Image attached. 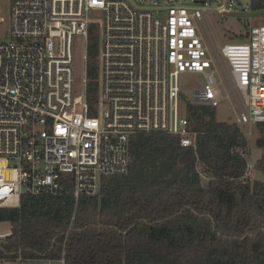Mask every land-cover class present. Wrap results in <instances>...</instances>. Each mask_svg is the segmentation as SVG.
Wrapping results in <instances>:
<instances>
[{
  "label": "built area",
  "instance_id": "2783aa9c",
  "mask_svg": "<svg viewBox=\"0 0 264 264\" xmlns=\"http://www.w3.org/2000/svg\"><path fill=\"white\" fill-rule=\"evenodd\" d=\"M204 10L173 0H8L7 38L0 41V206L66 190L75 200L97 195L103 178L128 172L135 133L164 131L196 150L198 132L179 114L181 72L202 73L193 102L216 106L224 98L214 77L219 64L235 123H264V22L217 51L196 21L206 32ZM91 23L98 24L100 47L95 115L84 91L77 93L74 71L75 37L85 47ZM231 152L245 162L239 179L252 180L247 146ZM195 170L211 178L197 155Z\"/></svg>",
  "mask_w": 264,
  "mask_h": 264
},
{
  "label": "trees",
  "instance_id": "16d2710c",
  "mask_svg": "<svg viewBox=\"0 0 264 264\" xmlns=\"http://www.w3.org/2000/svg\"><path fill=\"white\" fill-rule=\"evenodd\" d=\"M253 10L264 0H249ZM84 91L89 115L99 104V31L89 24ZM77 82V81H76ZM198 132L193 150L164 131L130 138L126 174L101 180L97 195H22L18 207L0 206L11 233L0 237V260H63V264H264V150L261 177L239 178L247 146L235 122L218 121L206 104L186 102ZM264 144V123H258ZM196 155L211 175L202 180Z\"/></svg>",
  "mask_w": 264,
  "mask_h": 264
},
{
  "label": "rangeland",
  "instance_id": "374dc122",
  "mask_svg": "<svg viewBox=\"0 0 264 264\" xmlns=\"http://www.w3.org/2000/svg\"><path fill=\"white\" fill-rule=\"evenodd\" d=\"M145 6L149 5H163L167 0H135ZM174 3L192 7H204V13L202 15V20L206 28V32L202 28L199 20H196L199 24L200 33L203 36L206 43L209 45L210 37L213 42V47L215 50L226 44V43H236L241 42L245 39L247 35V30L250 25L256 23L264 22V9L253 10L249 6V0H173ZM223 6L224 9L217 11L216 8ZM8 10V0H0V15L3 17V22L0 21V41L7 38L5 34V29L7 22L5 16ZM208 35V36H207ZM100 49V47H99ZM84 42L81 36L75 37L74 44V71L76 79V89L79 93L80 79L84 75L83 66V54H84ZM224 62V61H222ZM225 69L228 67L223 63ZM218 73L214 75L216 81H221L220 92L224 97L216 106H208L218 121L235 122L236 113L234 111V101L232 98H226V79L220 68L219 64H216ZM99 70L98 77L99 78ZM178 83L181 89L179 95V114L185 116V104L186 102L199 104L194 101L193 90L201 88L205 83L204 75L200 72H181L178 75ZM78 106L76 109L78 110ZM241 130L244 132L247 139V149L250 153V159L255 165L256 159L261 155L264 150V144L260 138L259 128L255 125L249 126L247 124H238ZM250 133L248 134V131ZM261 177L260 172L256 169L253 173V179ZM9 223L5 221H0V232L9 229ZM0 264H63L62 260H50V261H37V260H27L25 261L21 256L17 257L14 261H2Z\"/></svg>",
  "mask_w": 264,
  "mask_h": 264
},
{
  "label": "water",
  "instance_id": "95a60500",
  "mask_svg": "<svg viewBox=\"0 0 264 264\" xmlns=\"http://www.w3.org/2000/svg\"><path fill=\"white\" fill-rule=\"evenodd\" d=\"M217 9V8H216Z\"/></svg>",
  "mask_w": 264,
  "mask_h": 264
}]
</instances>
